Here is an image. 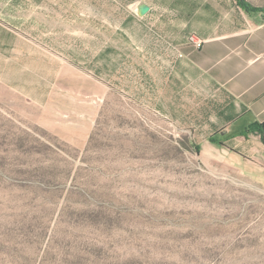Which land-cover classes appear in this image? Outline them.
Returning <instances> with one entry per match:
<instances>
[{
	"label": "rangeland",
	"instance_id": "1",
	"mask_svg": "<svg viewBox=\"0 0 264 264\" xmlns=\"http://www.w3.org/2000/svg\"><path fill=\"white\" fill-rule=\"evenodd\" d=\"M143 1L0 0V264H264V180L160 111Z\"/></svg>",
	"mask_w": 264,
	"mask_h": 264
},
{
	"label": "crops",
	"instance_id": "2",
	"mask_svg": "<svg viewBox=\"0 0 264 264\" xmlns=\"http://www.w3.org/2000/svg\"><path fill=\"white\" fill-rule=\"evenodd\" d=\"M147 3L148 15L136 17L141 46L136 32L130 39L146 82L159 85L160 111L207 161L220 154L264 180V12L236 0ZM191 35L204 40L201 48Z\"/></svg>",
	"mask_w": 264,
	"mask_h": 264
},
{
	"label": "trees",
	"instance_id": "3",
	"mask_svg": "<svg viewBox=\"0 0 264 264\" xmlns=\"http://www.w3.org/2000/svg\"><path fill=\"white\" fill-rule=\"evenodd\" d=\"M236 2L240 7H242L245 11L249 13H256V12L264 11L263 8L254 6L248 0H236ZM262 128L264 129V125L262 126Z\"/></svg>",
	"mask_w": 264,
	"mask_h": 264
},
{
	"label": "water",
	"instance_id": "4",
	"mask_svg": "<svg viewBox=\"0 0 264 264\" xmlns=\"http://www.w3.org/2000/svg\"><path fill=\"white\" fill-rule=\"evenodd\" d=\"M151 11V6L146 2H140L136 6V13L140 17H144L147 13Z\"/></svg>",
	"mask_w": 264,
	"mask_h": 264
},
{
	"label": "built area",
	"instance_id": "5",
	"mask_svg": "<svg viewBox=\"0 0 264 264\" xmlns=\"http://www.w3.org/2000/svg\"><path fill=\"white\" fill-rule=\"evenodd\" d=\"M143 2H147V0H144ZM203 43L204 40L196 35H191L189 37V44H191L195 49L201 48Z\"/></svg>",
	"mask_w": 264,
	"mask_h": 264
}]
</instances>
